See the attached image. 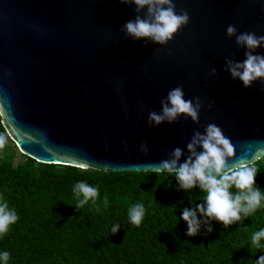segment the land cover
<instances>
[{
	"label": "water",
	"instance_id": "1",
	"mask_svg": "<svg viewBox=\"0 0 264 264\" xmlns=\"http://www.w3.org/2000/svg\"><path fill=\"white\" fill-rule=\"evenodd\" d=\"M174 2L190 21L159 45L125 35L146 9L120 0H0V121L20 154L103 173L156 172L176 147L183 163L194 132L215 124L235 145L229 167L264 159V82L246 88L225 69L246 51L227 27L264 36V0ZM176 87L186 100L199 97V123L181 115L150 127L149 112L160 113Z\"/></svg>",
	"mask_w": 264,
	"mask_h": 264
},
{
	"label": "trees",
	"instance_id": "2",
	"mask_svg": "<svg viewBox=\"0 0 264 264\" xmlns=\"http://www.w3.org/2000/svg\"><path fill=\"white\" fill-rule=\"evenodd\" d=\"M0 135L7 141L0 152V196L19 217L0 235V253L10 254L7 264H256L264 255V238L259 247L251 239L264 229V199L249 217L227 228L212 220L213 231L202 224L199 234L188 236L182 211L203 203L206 193L199 187L181 189L175 173H103L40 164L20 154L1 121ZM253 166L255 186L264 197V159ZM81 181L98 189L96 204L89 200L77 208L73 189ZM138 203L145 214L136 226L129 209ZM198 218L204 219L199 213Z\"/></svg>",
	"mask_w": 264,
	"mask_h": 264
},
{
	"label": "clouds",
	"instance_id": "3",
	"mask_svg": "<svg viewBox=\"0 0 264 264\" xmlns=\"http://www.w3.org/2000/svg\"><path fill=\"white\" fill-rule=\"evenodd\" d=\"M120 2L135 5L136 13L146 9L143 18L137 15L135 20L127 21L123 27L126 36L135 40L146 38V43L150 40L159 45H166L190 21L187 11L181 10L177 14L174 0H120ZM226 34L228 37H235L238 46L246 48L245 59L242 62L225 59V69L230 72L233 80L239 79L246 88L251 87L254 81L264 82V55L253 54L264 46V36H257L251 32L237 34L234 25L227 27ZM211 71L213 75L217 74L215 68ZM161 106L160 113L149 112L150 127L164 122L172 124L181 115L190 117L194 123H199L201 101L199 97L195 98V103L191 99L186 100L182 87L170 90L167 97L161 100ZM6 143L5 136L0 135V152L4 150ZM186 148L189 154L183 163H179L183 150L176 147L170 153L169 159L159 161L158 167L149 170L175 173V179L181 189L189 191L199 187L206 193L203 203L191 209L184 208L182 211L181 218L187 224L188 236L199 234L202 224L207 225L208 232L213 231L210 224L212 220L222 223L227 228L241 221L242 218L249 217L261 206L264 197L260 189L255 186L258 170L253 166L254 160L244 162L246 157H241L239 162L229 167L228 161L236 155V149L220 127L208 124L203 134L195 131ZM198 148L202 151H198ZM140 151L144 155L148 154L147 142L140 145ZM257 158L258 156L255 159ZM233 186L239 190L235 195L230 191ZM73 191L78 198L77 208H83L89 200L96 204L99 194L97 188L81 181L75 185ZM81 194L83 199H79ZM104 205L105 207L108 205L107 196L104 198ZM198 213L204 218L203 220L198 218ZM144 214L143 204H135L129 209L130 221L136 226L141 224ZM18 218L15 210L9 209L5 198L0 196V235L6 234L9 226L15 224ZM119 228V224L114 225L111 232L115 234ZM262 238H264V229L253 234L252 244L259 247ZM9 259V252L0 253V261L3 264H7ZM256 264H264V255L260 256Z\"/></svg>",
	"mask_w": 264,
	"mask_h": 264
}]
</instances>
